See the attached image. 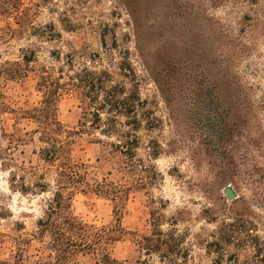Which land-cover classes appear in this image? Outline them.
<instances>
[{"label": "rangeland", "instance_id": "1", "mask_svg": "<svg viewBox=\"0 0 264 264\" xmlns=\"http://www.w3.org/2000/svg\"><path fill=\"white\" fill-rule=\"evenodd\" d=\"M85 72L106 74L127 114L86 118L103 97L78 82ZM46 94L82 182L108 190L66 191L79 233L117 239L98 259L264 264V0H0V264L56 258L38 227L57 190ZM128 134L132 163L112 147Z\"/></svg>", "mask_w": 264, "mask_h": 264}, {"label": "trees", "instance_id": "2", "mask_svg": "<svg viewBox=\"0 0 264 264\" xmlns=\"http://www.w3.org/2000/svg\"><path fill=\"white\" fill-rule=\"evenodd\" d=\"M85 74L86 75L84 77H79V80H77L83 86V88L86 89V93L93 94L92 97L95 100L98 99V95H102L103 97L102 103L100 106H98L99 108L95 109L94 111H92L91 108L84 110L83 113L86 118L91 117L94 118L95 121L100 122L99 113L102 110H106L107 113L126 112L125 108L122 107L123 102L115 98L116 96H114L113 91L106 90L104 88L103 81L107 76L106 74L101 73L98 77H95L97 74L93 72H85ZM55 103V100H53L51 96L47 95L42 102L41 109L38 111L40 113V118L43 119L44 122H47L49 119L48 113H52L50 118V126H56V128L54 131H50L49 123L45 122V127H42L40 133L42 134V142L49 146V148L45 149V151L49 155V160L54 163L57 172V180L55 181L57 190L53 195L51 203L49 204L48 214L45 215L44 219L38 221L40 233H47L50 235L52 247L56 253V258L53 260V264H76L72 262L75 260L73 259L72 254L76 252L84 253L86 251L95 256V264H114L115 261L110 258L108 253H103L101 259H98L97 255L98 251H100L98 247H100L99 245L104 238L113 241H116L117 239L115 240V238H111L110 234L105 231L96 232L90 235L89 233H79L83 231L86 226L82 224L81 221H78L70 213V202L72 197L71 194L67 193L66 191L70 187L74 189L81 185L80 183H85L84 178L82 182L80 176L85 166L84 164H76L72 160L70 150L67 149L68 144L71 142H64L59 138V132L63 133V131L60 128V124L56 120L57 109L55 107ZM136 105H141V102L137 100ZM134 107L132 106L131 109H134ZM133 113L134 110L130 112L129 115H132ZM125 114L127 113H124V115ZM40 125H44V123L40 122ZM81 126L83 128L86 127L83 124ZM113 131L114 130H102L101 133L103 135H107L111 134ZM73 133L77 134V132ZM79 133L81 132L79 131ZM126 137L127 140L125 143L115 144L112 147L114 148V152L123 157L125 161L132 163L135 158L134 150L137 148V139L135 136H131L129 134ZM124 165V167H130L128 163H124ZM130 168L132 169L134 167L131 166ZM84 185L86 188L85 190L91 191L99 196H104L108 192L107 188L98 183H96L95 186L87 183ZM128 190L129 189L123 191L119 190L118 188L116 192H110V195L120 194L121 198L123 199V197L127 195L125 192ZM64 210L67 211V215L62 217L61 215ZM60 219H64L63 222H60Z\"/></svg>", "mask_w": 264, "mask_h": 264}, {"label": "water", "instance_id": "3", "mask_svg": "<svg viewBox=\"0 0 264 264\" xmlns=\"http://www.w3.org/2000/svg\"><path fill=\"white\" fill-rule=\"evenodd\" d=\"M224 195L227 199L233 200L235 199V194L233 193L232 189L230 187H226L223 191Z\"/></svg>", "mask_w": 264, "mask_h": 264}]
</instances>
